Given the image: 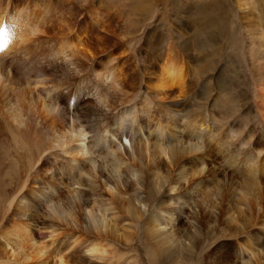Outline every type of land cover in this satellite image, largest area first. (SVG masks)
<instances>
[{
  "label": "rangeland",
  "instance_id": "rangeland-1",
  "mask_svg": "<svg viewBox=\"0 0 264 264\" xmlns=\"http://www.w3.org/2000/svg\"><path fill=\"white\" fill-rule=\"evenodd\" d=\"M218 1L0 0L2 5L12 9L16 3L20 8L28 7L33 15L30 23L37 24L39 30L47 32H29V40L23 43L31 44L36 49L33 50L34 54L37 51L42 54L38 68H43L48 82L40 87L48 89L51 99L49 104L57 107V110H64L66 117H70L65 123H72L77 128L82 127L87 135L86 143L93 145L94 151L102 155L93 154L97 156L98 165H92L90 160L83 159L82 155L76 157L79 162L83 160L87 169L83 171L82 181L75 183L77 176L69 174L68 159L71 156L51 139L49 126L44 123L42 117L38 121L35 120L36 122L32 121L27 128L22 126L27 135L26 138L22 136L20 144L15 143L7 127V121H11L5 118L7 121L0 123V264H61V258L63 264H264V207L262 210L260 200L256 197H241L237 186L241 182L247 183L245 178L237 177L240 176V171H243L237 167L246 166L248 153L255 149L259 153L264 152V127L259 121L260 115L255 103L254 86L257 81L253 82L246 76L244 79L242 75L253 69L258 72L259 69L255 67L259 65L264 68V64H260L264 53V0H224L229 5L225 9L233 16L228 15L226 20H233V28L230 30V36L221 41L222 45L225 44L224 53L227 54L223 63L239 64L237 69H240L242 64L244 66L239 74L243 87H231L225 91L217 88L210 76V70L214 64L220 63L223 53L216 58L211 51L203 48V35H199V29L204 25L195 26L196 22H201L198 9L205 6L211 11ZM239 1L245 6L239 8ZM238 21H242L241 24ZM3 22L7 28L14 30L15 27L9 26L6 17ZM21 23L26 29L24 18ZM74 25L95 31L107 26L110 30L108 36L113 38L109 44L121 40V51L125 54L118 56V43L109 48L115 50L114 58H104L106 53L101 52V45L96 44L97 32L91 31L92 39L88 40L85 49L80 52L81 55L71 53L72 48L63 49V42L67 40L78 42L79 27L74 30ZM244 26L247 27L248 33ZM153 33H159V38L162 37L160 34L165 36L167 40L164 46L168 45L171 37L170 41L175 49L172 55L177 51L186 53L185 50H188L192 58L188 59L182 54L183 59L181 57L178 60H187L190 80L210 71L203 80L200 78L198 85L191 88L185 98H161L153 94L152 87L150 90L153 92L146 86L147 75L151 72L155 74L154 70L158 69V55L155 57L151 37ZM12 35L14 36L11 31L6 37L11 40ZM252 37L255 41H252ZM12 43L13 47L14 44L20 45L14 41ZM89 51L99 53V58L91 61L86 57ZM169 53L166 49L163 57H167ZM28 55L32 54H27L29 59ZM123 55H126V58ZM196 57H199L200 61L194 60ZM210 60H215V63H209ZM117 62L122 68H128L129 77L134 75L135 78L130 79L132 77L127 76L125 84L120 87L113 85L115 78L112 75L108 81L106 79L108 72H112L113 67L119 64ZM213 70L217 69L214 67ZM33 77L36 79L38 72H34ZM130 83L132 87H129ZM127 84L129 86L126 87ZM37 91L39 92V88L36 93ZM41 97L46 98L44 95ZM243 97L244 101H241ZM78 98L81 102L74 106L73 103ZM127 109L134 110L136 119L126 115L123 126L120 127V121L114 129L112 125L117 122L115 116H124ZM213 112L216 119L212 117ZM105 113L107 115H104ZM171 116H180L183 119L180 123L181 130L179 127L176 129L179 139L169 145L161 144L155 137L159 130H167ZM202 120L210 125L213 133V137H209L206 145L204 144L208 152L213 154L208 157L209 171L202 174L177 176V170H173L175 173L168 171L160 152L150 160L146 155L136 157L137 152L134 155L135 161L119 160L110 153H105L106 147L100 145L110 141L100 140L101 137L107 135L111 138L113 130L124 129L136 140L146 136L153 137L151 145L158 149L172 147L176 150L177 158L182 160L187 155L178 150L177 144L179 140L194 141L191 139V131ZM128 125L134 128L125 129ZM186 126L188 131L185 130ZM135 128L137 130L132 134ZM139 130L142 132H138ZM127 138L129 137L123 136L122 141L127 145L126 148L131 150ZM170 140L167 135L164 136V141ZM125 157L128 159V156ZM142 159L144 163L148 159L150 163H159V166L148 169L149 167L140 161ZM228 159H234L232 165L227 163ZM143 171H146L145 176ZM154 171L162 173V177L157 176ZM91 177L96 182L88 181ZM143 177L144 183L141 186ZM26 181L27 187L23 189ZM165 181L167 184L164 185ZM169 183H172L175 191H179L176 198L180 202L184 201V208L181 206L178 211L172 212V224L175 228L172 224L166 226L167 229L173 228V236L178 241L170 235L165 237V240L146 232L152 226L150 217L163 206L168 194L175 192L169 189ZM28 184L32 186V191L28 190ZM116 186L122 187L119 189ZM74 188L81 190L75 199L76 202L72 199L76 194ZM91 188L97 191L94 192ZM111 197L118 204L123 202L127 208L131 207L133 210L130 213H109L111 228L106 231L107 238L97 239L95 234L88 230L83 219L80 223H72V216H67L70 213L68 211L72 210L81 213V204L84 207L89 201L93 204L99 203L95 198L110 202ZM23 198L30 202L27 209H22L19 203ZM52 203L66 210L61 213L62 219L54 220L56 225L50 223L53 220L51 214H54L49 213L50 208L54 206ZM195 217H198V221L194 220ZM191 222L200 224V229L191 228L194 225H190ZM23 228L32 233L31 242L19 236ZM154 239L160 242L157 244ZM93 240H102L99 251L90 250V241ZM31 243L41 247L42 251L36 253L38 255L30 252ZM56 251L59 252L56 254Z\"/></svg>",
  "mask_w": 264,
  "mask_h": 264
},
{
  "label": "bare ground",
  "instance_id": "bare-ground-1",
  "mask_svg": "<svg viewBox=\"0 0 264 264\" xmlns=\"http://www.w3.org/2000/svg\"><path fill=\"white\" fill-rule=\"evenodd\" d=\"M237 5L239 8H242L245 6V4H242L241 1H239L237 3ZM227 6H229L227 2H225L224 0H219L218 2H216V4L213 5V9L211 11H208V9H207L208 7H205V6H203V8H199L198 9L199 11H197V12L201 16V22L195 23V26H201L202 24L204 25L203 28L199 29V35L200 34L203 35V48L211 51L214 54V56H216V58L220 57V54L223 53L220 57L221 58L220 63L217 62L218 64H214L216 58L213 61L212 60L209 61V63H213L214 67L217 69V70H213V68H214L213 67L210 70L212 72V73H210V76H212V79L214 80L217 88H219L221 91L228 90L231 87H238V86L243 87L242 86V83H243L242 78L239 75L242 73L241 69L244 67L243 64L241 65L240 69H237L239 64H224L223 63L227 59V54L224 53L225 44L222 45L221 41L230 36V30H231V28H233V20H230V21L226 20L228 15L233 17L225 9ZM13 7H14V9H12L9 6L2 5L0 3V123L3 124L4 120L7 121L5 118H7L9 121H11V123H9L7 121V123H6L7 127L11 131V134H12V137H13V140L15 141V143L20 144V143H22V136H24L26 138V135H27L26 130L24 128L29 127L33 123L32 121H35V120L38 121L42 117L44 123H46L49 126L48 132L51 135V139L54 142H56L59 147H62L68 155L71 156V158H69V159L67 158L68 161L70 162V165H69L70 166V168H69L70 173L69 174L75 175V177L77 176V179L74 182L80 183L79 181H82V178L84 177L83 171L86 170L87 167L84 166L83 160H82V162H79V160L76 157L78 155H82L83 159L90 160L92 165L93 164L98 165L99 161L97 160V156H102V155H101V153H96L94 151L93 145H91L90 143H86L87 135H86V133L82 127L77 128L72 123H70V124L65 123L66 120L70 118V117H66L67 115H66L65 111L62 109L57 110V107H53V105L49 104V101H51V99L48 96V89L40 87L41 84H44L47 81V78L45 76L46 74H44L45 71H43V68L42 67L38 68L39 65L41 64V59L39 57H41L42 54L38 51L35 52V54H34V51H36V49L33 48V46L31 44L30 45L23 44L29 40V36L27 35V33L38 32V31H41L42 29L39 30V27L37 24H35V23L31 24L30 23V18H32L33 15H32V12H30L28 10V7L20 8L18 3H16ZM89 11H91V10H88V12ZM193 11H194V9H193ZM5 17H6V20H7V23L9 24V26L11 25L12 28L15 27V28H13L14 30H11L5 26V24L3 22ZM23 18L26 21V26H27L26 29L23 28L24 24L21 23L23 21ZM83 20H85V19H83ZM241 22H239V24H241ZM15 23H18V24L15 25ZM81 24H83V23L81 22ZM77 25H74V30H75V28L79 27ZM71 27H72V25H70V28ZM106 27L103 26L102 30H96V31L93 29H90V28L83 29V28L79 27L80 33L77 36L78 42L75 43V42L67 40V41L63 42V49H65V47L66 48H72L73 51L71 53L74 54V52H76V53L80 54L82 49H85L84 46L86 45L88 40L92 37V34L90 33V31L91 32H97L98 43H96V44L101 45V52L106 53V55L103 54V55H105L104 58H108V59L114 58V55L116 52H115V50H112V49L109 50V48H112L113 46L118 45V43H120L121 40L120 41H114L113 44H109L110 41L113 40V38L108 36L110 30ZM244 28H245L246 32L248 33L247 27L244 26ZM11 31H12V34H14V36L12 35L10 37L11 38V40H10L6 36H7V34L10 35ZM43 32H45V31L42 30L41 33H43ZM45 33L47 34V32H45ZM157 34H159V33H156V34L153 33L151 35V37H152L153 44H154L155 57L158 55L156 57L157 58V63H156L157 65L156 66L158 67V69L154 70L155 71V74L153 73L154 75L152 74L151 70L150 71L147 70L148 72H151V73H149V75H147V72L144 71V72H146L145 74L148 76V81H146V83H147L146 86H147V88H149L148 90H150V88L152 87V90L155 93L151 90L150 91L153 92V94H156V96H161V98L162 97L163 98H167V97L174 98V96L176 98H179V99L183 98L185 95H187V93L189 92V90L191 88L196 87L198 85L200 78H202V80H203V77L205 75L209 74L210 71H207L205 73L203 72L204 74L201 77H199V78L194 77V79L192 78L190 80V76H189L190 71H189L187 60H184L182 62L179 61L180 59L178 60V58H181V57L183 59L182 54H184L186 56V58H188V59L192 58L188 54V50H185L186 53H183L182 51H177V53L175 55H172L171 53L175 52V49H174L172 41H170L171 37H169L168 45L164 46L167 39L162 34H160L162 37L159 38V37H157ZM82 35H84V36H82ZM254 39L255 38L252 37V41ZM13 41L16 44H20V45L14 44V47L17 46L16 49L13 47V43H12ZM91 43H93V42H91ZM122 44L123 43H120V46L118 48L120 51L118 53L119 57H122V54L124 53L121 51V45ZM116 48H117V46H116ZM166 49L169 50L170 53L167 55V57H163ZM67 52L68 51H66V53ZM27 54H32L30 56L28 55L29 59L27 58ZM98 55H99V53L97 54L95 52L92 53L89 51V54L86 57H88L91 61H95L99 58ZM225 55H226V58H225ZM123 56L126 58V55H123ZM239 57H240V55H239ZM88 58L86 60H88ZM194 60H199V57L194 58ZM260 60L262 61L260 64H264V53H262V58ZM229 62H230V60H229ZM117 63H119V62H117ZM120 63H122V62L120 61ZM120 63L117 64L115 67H113L112 72H108V75H106L107 81H108V78L110 75H112L115 78L113 85H115L116 87H120L123 84H125L124 80H126L127 76H128V72H127L128 68L127 67H126L127 69L122 68L120 66L121 65ZM123 64H124V61H123ZM154 67H155V65H154ZM207 67H209V66H207ZM257 67H255V69H257V70L259 69L260 71L258 70V72H256V70L253 69L251 72L245 73L242 75L244 76L243 77L244 79L246 76L247 78L250 77L253 82L257 81V83L254 86L255 103L257 106V113L260 115L259 121L261 122V124L264 127V83H263L264 82V68L262 69L261 65H259ZM130 68H129V70H131ZM207 69H209V68H207ZM132 71L135 73L134 70H132ZM34 72H38V77L36 79H34V77H33ZM137 73L138 72H136V74ZM131 74H133V73H131ZM133 76H130L132 78H130L129 76L128 77L130 79H135V78H133ZM127 81H129V80H127ZM258 82H261V83L259 84ZM132 83H134V82H132ZM128 84L126 85V87L129 86ZM130 85H131V83H130ZM132 86L133 85H131L129 87H132ZM38 88H39L40 93L38 91H37L38 93H36V90ZM244 92H245V90H244ZM40 94L46 96V98L43 99ZM242 96L243 95H241V97ZM241 101H244V97H243V100H241ZM79 102H81L80 98L75 100L73 105L78 106ZM73 115H74V111H73ZM104 115H107V114L105 113ZM126 115H128V118L136 119V117L134 115V110H131V109L128 110L127 109V110H125L124 116H121L120 114H117L115 116V119H117V122L114 125H112L113 124V121H112V124H111L112 126H114V129H115V126L118 127V123L120 121H121L120 127L123 126V120H124ZM212 117H213V119H216L215 112H213ZM169 120H170V124L167 126V130H165V131H164V129L159 130L158 131L159 134L155 137L156 141L160 142L161 144H165V145H169L173 141H176L179 139L177 136L178 132H176L177 131L176 129H178V127H179V130H181L182 125L180 123L183 122V119L180 118V116H171L169 118ZM149 124H151V123H149ZM172 125H174V126H172ZM22 126L24 128H22ZM127 128H134V127H132L131 125H128L125 129H127ZM137 128H139V126ZM74 129H77V130H74ZM186 129H187V126L185 127V130ZM135 130H137V129L135 128L134 130H132L131 133L132 134L135 133ZM188 130L189 129H187V131ZM211 131H212V129H211L210 125L206 124L205 120H202L191 131L192 132L190 134L191 139H193L194 141H186V139H185V141L182 142L179 140V142L177 144L178 150L182 154L187 155L182 160L177 158L176 150L173 149L172 147L168 146V147L163 148L162 150L158 149L155 146L151 145V140L153 139V137L149 136V138H148L146 136V138H145L143 136L144 138L136 140L133 136L128 135V132L124 129L113 130V132L111 134L112 135L111 138L107 135L101 137L100 140L107 141L109 139L110 141L107 143H101L100 145H102V146L104 145L106 147L107 150L105 151V153H110L111 156H115L119 160L135 161L136 157L141 156V155H146L148 157V159L150 160L152 156H154L158 152H160L164 158L165 164L167 165L168 171L171 172L173 170H177L178 171L177 176H180V175L192 176V175H197L199 173L202 174L205 171H209V169L207 170V168H209V165H210L208 157L210 155L213 156V154L208 152V150L204 147V144L206 142H208L209 137L210 138L213 137V133ZM138 132H142V131L139 130ZM164 134H166L167 137H169L171 139L169 142L164 141V136L166 137V135H164ZM123 136L129 137V138H127V140L130 141L131 150L127 149L126 148L127 145L125 143H123V141H122ZM206 136H208V138H206ZM195 139H197V140H195ZM145 141H148V142L144 143ZM200 141H203V143H201ZM256 151H257V149L251 150L248 153V158L245 159V160H247L246 166H240V168H238L239 166L237 167V169L243 170V171H240L241 174H240V176H237V177H240L243 179L245 178L247 181V183L241 182V183H239L240 185H237V186L239 189L238 194L241 197L253 196V197L258 198L260 200V204H261V207L263 210V207H264V152L259 153L258 151L257 152ZM136 152H137V154H136ZM102 153H104V151ZM93 154H96L97 156H93ZM125 156H128V159ZM231 157H233V155H231ZM143 159L140 160L142 163H144ZM148 159H147V162L144 163L149 167L148 169H150V167H154V166L155 167L157 166V168H158L159 163H156V162L150 163V162H148ZM233 161H234V159H228L227 163L229 162L232 165ZM66 165H68V164H66ZM140 166H141V164L139 163V168H140ZM147 166H145V170L147 169ZM174 167H176V168H174ZM167 168H166V170H167ZM143 172H144V176H145L146 171H143ZM112 173H114V171H112ZM153 173H155L157 176L158 175L160 176L162 174V173L160 174L159 171H156V172L154 171ZM161 177H162V175H161ZM157 178H160V177H157ZM162 180H164V178H162ZM88 181H90L91 183L96 182L94 179H92V177ZM166 181H168V180H166ZM166 181H165V183L164 182H162V183H164V185H165V184H167ZM24 183L25 184L23 185V189L25 187H27L28 182L26 181ZM141 183H142L141 186H143L144 177L142 178ZM98 184H96V185H98ZM100 185H98V186H100ZM164 185H162V186H164ZM168 185L170 186L169 187L170 190L175 191V187L172 185V183H169ZM116 187L121 189L122 186H116ZM32 189H33L32 186L29 185L28 190L32 191ZM73 190L75 191L74 193H76V194H74L72 196V193H71V196L73 197L72 199L75 200V199H77V195L81 190L76 189V188H74ZM92 190L94 191L95 189L93 188ZM96 191H94V192H96ZM178 192L179 191L176 190L174 192V194L169 193L168 199H166L163 206H160V208L154 213V215H152L150 217L149 222L152 223V226H150L146 230V232L151 234L153 237H155V238L162 237L165 240L167 239L165 237H168L169 235L171 238L174 237L173 235H175L174 234L175 232L172 230L173 228L167 229L166 226H167V224H172L174 221V219H173L174 217L172 218V212L178 211L177 209L181 206L183 207L184 201L182 200V202H180L176 198V196L178 195ZM98 199L99 198H97V199L95 198V201L99 202L97 204L96 203L93 204L92 201H89L88 202L89 204L85 203L84 207L81 204V207H82L81 213L79 211H78L79 213H77L76 211L72 210V211H68L70 213H68L67 216H69L68 218H70L72 216V218H73L72 223L73 222L80 223V221H82V219H83V221H85L87 223L88 230L93 232L97 239H102V238L108 237L106 234V231L111 226V219H109V217H108L109 213L111 211L113 213L118 212V211H123V212L129 211V213H130L133 210V208H131V207L127 208L126 204H124L123 202H120L118 204V202H115V200H113V197L110 198L111 199L110 202L108 200H104V199L98 200ZM28 202L24 198H23V200H20L19 203H21L22 209L23 208L27 209V207L30 206V202L29 203ZM75 202H76V200H75ZM90 202H92V203H90ZM49 205H50V203H49ZM50 207H52V206H50ZM62 208L63 207H61L60 205L59 206L54 205L52 208H50L51 210L49 211V213H54V214H51V216L53 217V220L51 222L49 221L51 223V225H56V222H55L56 219H62L63 218L61 213L65 209H62ZM74 210H76V209H74ZM19 211H21V210H19ZM179 213H181V212H179ZM197 213H198V211H197ZM261 213H262V211H261ZM64 214H65V212H64ZM196 218H198V217H195L194 220H197ZM262 219H263V217H262ZM191 224H194L193 226H191V228L197 227L196 229H200V228H198V225L200 227V224L196 225V223H192V222L190 223V225ZM162 225H163V227H162ZM172 226H173V224H172ZM177 226H179V224ZM173 227L175 228V226H173ZM263 227H264V225H263ZM21 230H22V228H21ZM190 230H193V229H190ZM28 231L29 230L23 228V232H21L20 233L21 235H19V236H22L24 239L31 242V240H32L31 234L32 233H29ZM194 231H196V230H194ZM21 240H23V239H21ZM26 240H25V243H26ZM154 240L156 241V239H154ZM175 240H176V238H175ZM101 241H95V240H93L92 242L90 241V244H91L90 250L99 251L100 245L102 244ZM176 241H178V240H176ZM159 242L160 241H156L157 244ZM176 245H177V242H176ZM40 251H42L41 247L34 246L31 243L30 252L32 254L34 253L35 255H38L36 253H38V252L40 253ZM57 252H59V251H56V254H57ZM56 261H58V260H56ZM60 261H61V264L64 263L62 261V258ZM60 261H58V262H60ZM24 264H27V263H24Z\"/></svg>",
  "mask_w": 264,
  "mask_h": 264
},
{
  "label": "snow or ice",
  "instance_id": "snow-or-ice-1",
  "mask_svg": "<svg viewBox=\"0 0 264 264\" xmlns=\"http://www.w3.org/2000/svg\"><path fill=\"white\" fill-rule=\"evenodd\" d=\"M222 242H223V241H222ZM222 242H221V243H222ZM233 242H235V241H233ZM218 246H219V245H218Z\"/></svg>",
  "mask_w": 264,
  "mask_h": 264
}]
</instances>
